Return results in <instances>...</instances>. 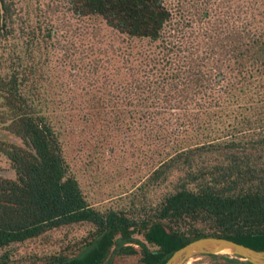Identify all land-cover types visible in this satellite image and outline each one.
<instances>
[{"label": "trees", "instance_id": "obj_1", "mask_svg": "<svg viewBox=\"0 0 264 264\" xmlns=\"http://www.w3.org/2000/svg\"><path fill=\"white\" fill-rule=\"evenodd\" d=\"M188 1L0 0V126L20 140L0 139V264H164L206 236L264 250V0ZM119 143L138 182L103 203L82 175Z\"/></svg>", "mask_w": 264, "mask_h": 264}, {"label": "rangeland", "instance_id": "obj_2", "mask_svg": "<svg viewBox=\"0 0 264 264\" xmlns=\"http://www.w3.org/2000/svg\"><path fill=\"white\" fill-rule=\"evenodd\" d=\"M178 0H171L175 6ZM182 2L185 0H181ZM188 1V0H186ZM192 2V1H191ZM191 2H187L184 5L185 10H193V5ZM190 3V4H189ZM69 21H71L74 25L73 27H77L75 20L70 18V14H67ZM85 24L89 26V21H85ZM95 25H98L99 21L95 20L93 22ZM102 26V24H100ZM80 27L81 23L79 24ZM73 30V29H72ZM87 30L83 27L81 29V34L79 37H74L78 42H83V45L87 50H89V33L85 34L84 31ZM74 33L79 31L73 30ZM69 34V35H68ZM68 36H71V32H68ZM110 34L108 29L102 26L100 31V35L105 36V42H109ZM118 61V60H116ZM121 63V61H118ZM82 121L70 123L68 128V133L65 136L67 140V147L69 150L70 157H76L80 159V163H83L86 159L89 158V152L91 154L94 153L92 146L89 141L94 142V138L89 136V125H85L82 127ZM0 139L5 141H10L14 143H19L20 140L14 135L10 134L2 126H0ZM108 144L99 148V155L97 157V161L91 166L89 170V174L84 173L82 178L89 182V188L91 190V194L99 198L103 203H106L109 199L107 198H115L119 193H121L125 186H128L134 182H138L139 170L141 165L138 166L139 159L135 156H132V151L126 148V145H122L119 143L118 145H114L115 148L110 150L107 147ZM81 147V148H79ZM102 152V153H100ZM80 168V166H79ZM0 176L2 177H14V172L10 166V163L4 156H0ZM95 198V197H94ZM98 199V200H99ZM85 230V227H73V228H61L58 230V234H63L65 232H69V236H76L78 234H82ZM143 240L142 236H138ZM224 256V255H222ZM220 257H212L206 255L194 256L190 258L187 262L189 264H217V260ZM137 255L133 256H125V257H116L113 264H139L137 261ZM234 258V256H232ZM185 262V263H187Z\"/></svg>", "mask_w": 264, "mask_h": 264}, {"label": "water", "instance_id": "obj_3", "mask_svg": "<svg viewBox=\"0 0 264 264\" xmlns=\"http://www.w3.org/2000/svg\"><path fill=\"white\" fill-rule=\"evenodd\" d=\"M206 254L234 256L251 264H264V250H257L245 244L215 236L189 241L174 250L164 264H185L194 256Z\"/></svg>", "mask_w": 264, "mask_h": 264}, {"label": "crops", "instance_id": "obj_4", "mask_svg": "<svg viewBox=\"0 0 264 264\" xmlns=\"http://www.w3.org/2000/svg\"><path fill=\"white\" fill-rule=\"evenodd\" d=\"M227 258H232V256H222V258H219L216 263L217 264H228ZM242 264H244V262H242Z\"/></svg>", "mask_w": 264, "mask_h": 264}, {"label": "bare ground", "instance_id": "obj_5", "mask_svg": "<svg viewBox=\"0 0 264 264\" xmlns=\"http://www.w3.org/2000/svg\"><path fill=\"white\" fill-rule=\"evenodd\" d=\"M185 264H189V263L187 262V263H185Z\"/></svg>", "mask_w": 264, "mask_h": 264}]
</instances>
